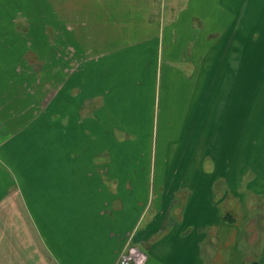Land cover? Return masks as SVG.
<instances>
[{"label": "crops", "instance_id": "crops-1", "mask_svg": "<svg viewBox=\"0 0 264 264\" xmlns=\"http://www.w3.org/2000/svg\"><path fill=\"white\" fill-rule=\"evenodd\" d=\"M166 1L46 0L44 21L39 0H0V55L13 66L6 74L0 62V264H117L127 247L147 242L148 264H205L204 248L209 264L220 262V229L231 226L215 204L216 183L235 192L248 166L263 182L264 140L251 156L241 136L231 148L230 127H219L224 114L209 113L224 100L225 81L239 82L242 108L254 102L264 130V0ZM66 52L81 62L60 61ZM27 53L46 60L39 68ZM188 63L189 79H181ZM252 71L261 93L248 94ZM179 80L188 90L175 94ZM146 107L149 148L164 167L154 176L120 156L144 148ZM162 108L174 128L180 114L183 136L159 145ZM257 230L263 245L264 224ZM233 247L240 263L238 241Z\"/></svg>", "mask_w": 264, "mask_h": 264}, {"label": "rangeland", "instance_id": "rangeland-1", "mask_svg": "<svg viewBox=\"0 0 264 264\" xmlns=\"http://www.w3.org/2000/svg\"><path fill=\"white\" fill-rule=\"evenodd\" d=\"M179 1V0H178ZM181 1V0H180ZM167 5L171 4V0L166 1ZM180 4V2H179ZM45 7H46V0H39V15L40 17H44L45 21ZM7 17H3V23H6L5 19ZM23 23V24H22ZM18 23V30L25 32L27 31L28 25L24 22ZM43 26H45V22L42 23ZM3 25H0V32L3 30ZM10 40H13L10 39ZM40 50H42V43L40 44ZM43 54V53H41ZM66 58H64V55L61 54L58 55V59L60 61H64V59H70L71 63L81 62V59L78 58V55L72 54L71 56L66 52ZM76 56V57H75ZM189 56V55H188ZM84 57L86 55L84 54ZM7 58V59H4ZM9 59H12L11 56L8 54L6 56L0 55V62L3 64H6V74L11 73L13 66L11 61ZM42 60H46V54L40 55V54H28L26 57V62L30 61L32 64H38L37 66L40 68ZM84 60V59H83ZM68 61V60H67ZM69 62V61H68ZM181 70V69H180ZM191 68L189 66V63L185 66V68H182L181 76H179L181 79L182 77L188 78L191 73ZM42 71H39L41 73ZM44 74V80H45V69H43ZM184 81H187L186 79H183ZM232 82L229 80L225 81V87L222 88L221 96L224 98L221 102H214L216 105V109H213L209 113V117L216 111V116H220L224 114V121L223 123L219 124V127H221L222 130H228L229 127L231 130V134L228 133V135H231V141L230 146L231 148H236L237 142L233 139V137L236 135L241 136V148L243 149L244 146L247 148L248 155L251 156L252 153L258 152L259 148L263 147L261 142L264 140V130L261 132L259 121L260 119H257L255 117L254 113V102L248 101L247 103V112L244 111L242 108V103L239 102V96L240 92L244 93V86L239 85V82L235 84V86L231 87ZM40 85H38L39 87ZM167 86L165 82H163L162 86V94L169 93L167 91ZM178 89L175 94H178V92L182 89L183 91L188 90V86L185 84L183 85L181 83V80H179V83L177 84ZM248 94L250 92L254 91L255 87H258V90H256L257 93H261V87L256 83L255 80V72L252 71L248 74ZM253 86V87H252ZM130 88L132 90L133 94H138L136 92L135 86L132 84L130 85ZM4 87H0V93L4 91ZM217 90V88H216ZM159 92V88H158ZM144 105H149V103H144ZM163 110V108H162ZM213 111V112H212ZM171 115L167 110H163V112L160 115V118L158 120V141L159 145L162 144L163 140H177L183 134L178 130L179 127V120H180V114L178 115V125L174 128V124L172 123ZM189 119V115H188ZM141 120V129L144 130V132H147L148 134H143V147H140L139 149H133L131 151V154L128 153L127 149L120 150V156L129 158L132 157V162L135 165V169L138 174H149L151 176L159 175L161 173V167L159 165V161L155 164V151H153L151 148H149V144L154 146L153 143V135H154V122H152V118H150V109L146 107L144 109V113L140 118ZM194 117L186 124L184 132L190 131L194 127ZM218 120L216 119V123ZM254 128L257 129L258 133L254 132ZM262 128H264V119H262ZM157 130V125H156ZM227 136V135H226ZM138 138V136L136 135ZM120 141H124V138L122 134H120ZM258 144V147L256 148V143ZM221 144V141H216V151L219 145ZM264 149V147H263ZM215 151V152H216ZM200 158L203 160L206 154V149H201L200 152ZM154 157V159H153ZM208 162V161H207ZM215 172L217 175L222 173L220 170L224 173L226 171V166L221 167V163L218 159H215ZM207 163H204V167L208 168L207 171H212L213 167H207L205 165ZM210 165V164H209ZM264 166V165H263ZM233 168V166H230ZM229 167V168H230ZM164 168V167H162ZM214 169V168H213ZM234 169V168H233ZM246 169L247 173L238 179L235 183V192H230L227 187L225 186V182L222 180L218 181L216 183V205L218 208H220L223 211L224 215V222L231 226V229H228L227 227H222L220 229L221 236L224 239L225 245L222 247L220 245L217 246V249H215V259L220 262H214V264H253L255 261L259 262L258 259H260L261 251L263 249V245H260V239L261 236L259 235V232L257 230V226H262L264 224V181H259V176L256 173V168L254 166H248ZM225 175V173H224ZM234 188V186H233ZM226 214H229L227 219L225 218ZM262 222V223H261ZM217 240V239H216ZM238 241V251L240 254H243L241 256V262H235L236 259H238V254L236 253L235 248L233 247L234 244ZM207 242L204 241V243ZM220 242V241H216ZM152 242H147L140 244V248L145 251V253L150 258V248H151ZM206 248H204V262L205 264L211 263L210 256L205 254ZM203 252V250H202ZM217 256V257H216Z\"/></svg>", "mask_w": 264, "mask_h": 264}, {"label": "built area", "instance_id": "built-area-1", "mask_svg": "<svg viewBox=\"0 0 264 264\" xmlns=\"http://www.w3.org/2000/svg\"><path fill=\"white\" fill-rule=\"evenodd\" d=\"M148 255L136 246L127 247L121 253L117 264H148Z\"/></svg>", "mask_w": 264, "mask_h": 264}, {"label": "trees", "instance_id": "trees-1", "mask_svg": "<svg viewBox=\"0 0 264 264\" xmlns=\"http://www.w3.org/2000/svg\"><path fill=\"white\" fill-rule=\"evenodd\" d=\"M28 52H30V51H28ZM28 54H29V53H27V54L25 55V57H27ZM228 215H229V214H226V215H225V216H226V217H225L226 219H227ZM253 264H261V263L255 261Z\"/></svg>", "mask_w": 264, "mask_h": 264}]
</instances>
